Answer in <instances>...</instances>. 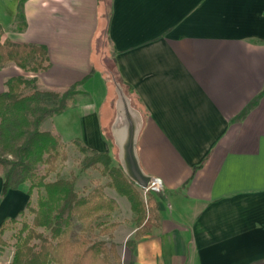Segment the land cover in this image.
<instances>
[{"label":"crops","instance_id":"0c3cea01","mask_svg":"<svg viewBox=\"0 0 264 264\" xmlns=\"http://www.w3.org/2000/svg\"><path fill=\"white\" fill-rule=\"evenodd\" d=\"M0 27L45 47L47 70L30 73L43 91L79 92L42 124L65 144L116 161L109 63L129 90L140 168L161 185L157 226L121 264H264V0H0ZM21 73L0 67V94ZM3 182L0 168V225L30 202L26 183L2 196Z\"/></svg>","mask_w":264,"mask_h":264},{"label":"trees","instance_id":"16d2710c","mask_svg":"<svg viewBox=\"0 0 264 264\" xmlns=\"http://www.w3.org/2000/svg\"><path fill=\"white\" fill-rule=\"evenodd\" d=\"M17 19L23 28L25 25L22 3L19 5ZM1 36L0 27V67L12 63L31 74L47 70L49 65L44 46L1 41ZM102 42L103 44L107 42L104 35ZM101 52V56H104V48ZM109 77L114 91L113 81L120 85L131 107L136 110V104L129 90L118 80L114 70L109 71ZM34 83V77L31 79L12 77L5 82L6 91L0 94V146L4 150L10 149L14 159L11 161L0 157V166L4 167L5 171L1 195L4 196L9 189L23 184V178H18L24 174H29L31 179L35 178L37 181L35 184L31 182L28 195L34 187L43 188L46 193L44 198L39 197L36 209H32L30 204H27L25 209L34 217L31 225L22 223L21 229L15 235L14 253L9 264H121L113 244L107 248L104 241L92 242L87 238H81L72 242L69 237L70 219L75 218L91 226L94 220L101 218L96 214L98 211L112 212L115 204L98 193L86 197L78 196L74 190L73 178L45 182L48 175L54 173L67 157L64 151L65 143L61 138L51 132L40 131V125L45 119L60 115L79 92L76 87H70L63 93L36 89L26 93ZM14 141L19 143L13 145ZM73 143L81 153L87 154L82 161V168L101 167L111 180L107 186L128 200L130 209L135 215L136 230L134 239L127 241L125 246L133 250L136 243L158 224L152 194H149L145 204L134 188L133 182L124 176L122 169L110 167L112 160L108 153L90 150L78 140ZM38 163L45 168L44 175L37 178L31 172V165ZM52 204L57 206L54 215L50 207ZM23 215L24 211L19 212V217ZM62 221L66 225L64 229H61ZM15 223L16 219H5L1 223V245H4L1 236L9 225ZM38 228L49 229V237L39 232ZM111 228H114V225H111ZM34 241L38 243H33Z\"/></svg>","mask_w":264,"mask_h":264},{"label":"rangeland","instance_id":"374dc122","mask_svg":"<svg viewBox=\"0 0 264 264\" xmlns=\"http://www.w3.org/2000/svg\"><path fill=\"white\" fill-rule=\"evenodd\" d=\"M17 29H21V22L19 21V19H17ZM2 35H3V32H2ZM108 70L110 72L112 71L110 63L108 65ZM21 71H22L21 74L24 76H27V79L31 78L30 73L28 74L27 72H24L23 70ZM33 89L43 91L42 88L38 85L36 79H35V83L33 87H30L28 90H26V93L31 92ZM112 97L115 102L116 94H115L114 88L112 89ZM43 122L40 125V131H45V129L47 128L46 125L42 126ZM65 131L68 133L70 130L66 129ZM18 143H19L18 141H14L13 145H17ZM64 151L67 157L66 161L63 162L61 165H59L58 169L54 173H51L50 175H48V177L45 179V182H54L59 179L71 180L73 178L75 179L74 180V190L78 194V196L86 197L88 195L98 193V194H102L106 200L112 201L115 204V209L112 212L107 213L105 210L98 211L96 214L100 215L101 218L98 220H94L91 226L85 224V222L78 221L75 218L70 219V227H69L70 240L72 242H76V241H79L81 238H87L88 240L92 242L104 241L106 243L107 248H109L110 245L113 244L116 254L120 258V263H121V258L123 256V253L126 250H130V249H128L125 246L127 241L125 243L119 244V241H121L120 239H123L122 238L123 236H121L122 234H116V231L120 229L119 225L122 226L123 230L128 229L129 227H131V224H130L131 218H133V221H132L133 223L135 219L134 214H133V217H131V215H125V212L127 210L125 209L126 205H124L125 204L124 200L127 202L128 200L124 196L119 195L116 190L107 186V184L111 180L108 176V173L103 172L101 167L82 168V161L87 154L81 153L79 149L74 145L73 142L65 144ZM10 152H11L10 149L4 150L0 146V157L1 158H5V159L13 161L14 159ZM110 167L119 168L120 165H119L118 160L117 159L116 161L112 160ZM0 168L3 170V173H5L4 167L0 166ZM44 168H45L44 165L40 163L31 165V172H33L38 178L44 175ZM6 169L7 168H5V170ZM20 178L21 179L23 178L24 183H26L28 186H30L31 182L34 184L37 182L35 178L31 179L29 177V174L21 175L19 176L18 179ZM134 188L137 190L138 194L140 195L141 200L146 204L150 196L149 194H152L153 192L141 189L135 184H134ZM45 194L46 193L43 188L34 187L30 194V202H29L30 207L32 209H36L38 201H39V197L44 198ZM120 197L122 199H119ZM50 207H51L52 215H54L57 209L56 208L57 206L52 204L50 205ZM118 209L120 212V217L116 218L115 215L113 216V214L117 212ZM33 217L34 215L29 213V211L25 209L24 215L22 217H18L16 219L15 224L9 225L8 229L1 236V239L4 245L0 244V256L6 257V261L3 260L2 262H0V264L10 263L13 253H14V245L16 243L15 235L21 229L22 223H27L28 225H31ZM111 225H114V228H111ZM65 227H66L65 222L62 221L61 229H64ZM37 230L39 232H42L44 236L49 237L50 235L49 229L38 228ZM135 230H136V227H135ZM135 230H134V233H135ZM134 233H133V238L129 240L134 239ZM33 243H38V241H34ZM113 264H116V263H113Z\"/></svg>","mask_w":264,"mask_h":264},{"label":"water","instance_id":"95a60500","mask_svg":"<svg viewBox=\"0 0 264 264\" xmlns=\"http://www.w3.org/2000/svg\"><path fill=\"white\" fill-rule=\"evenodd\" d=\"M114 82L116 101L115 118L110 132L117 149V160L124 175L141 189H146L154 178L140 168L136 153L137 138L142 126L139 112L131 107L120 85Z\"/></svg>","mask_w":264,"mask_h":264},{"label":"built area","instance_id":"2783aa9c","mask_svg":"<svg viewBox=\"0 0 264 264\" xmlns=\"http://www.w3.org/2000/svg\"><path fill=\"white\" fill-rule=\"evenodd\" d=\"M160 185H161L160 180L157 178H154V180L150 183V185L144 190H147V191L154 193L160 188Z\"/></svg>","mask_w":264,"mask_h":264}]
</instances>
